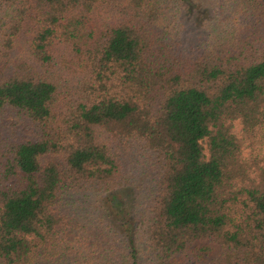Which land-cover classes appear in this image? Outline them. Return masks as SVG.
<instances>
[{
  "label": "trees",
  "instance_id": "trees-1",
  "mask_svg": "<svg viewBox=\"0 0 264 264\" xmlns=\"http://www.w3.org/2000/svg\"><path fill=\"white\" fill-rule=\"evenodd\" d=\"M1 11L0 118L35 138L0 134V264H264V0Z\"/></svg>",
  "mask_w": 264,
  "mask_h": 264
},
{
  "label": "rangeland",
  "instance_id": "rangeland-1",
  "mask_svg": "<svg viewBox=\"0 0 264 264\" xmlns=\"http://www.w3.org/2000/svg\"><path fill=\"white\" fill-rule=\"evenodd\" d=\"M201 4V3H200ZM202 6L206 7L204 4H201ZM196 6V4H195ZM203 8V7H202ZM204 10H201L199 11L201 14L206 15V9L203 8ZM2 15V11L0 12V16ZM193 18H196L197 22L198 23H201L200 21V18H198V13L196 12H193V14L191 15ZM197 23V28H200L201 27V24H198ZM29 36L25 37V42H21L20 46H18L17 48H14V53H16V58L17 56L19 55H26L24 54L25 52V48H24V45L26 43V41H28V38ZM16 113H14L13 111L11 110H6L3 114V116L0 118V134L4 137H7L8 139L10 140H15V141H28V140H32L35 138V134L34 132L29 128V125L23 120V119H20V117L17 115H15ZM206 153V151H204ZM140 187L139 185H135L133 190L131 191L130 189L127 191L128 194L126 195V197H132V195H138V191L140 190ZM103 197L99 198V199H94L92 198L93 201H90L88 202V205L90 204L92 207H100L101 205L104 204V201L102 200ZM80 207H85V209L82 210L85 211L82 213V215H80V217L84 219H86L87 221H91V222H94L96 220V217L98 215L96 214H99L101 211H98L96 214H88L89 212V209L83 204V203H80L79 204ZM103 209V208H102ZM96 215V217H95ZM71 219V218H70ZM68 219V220H70ZM82 220V221H83ZM107 220V218H106ZM113 218H109L107 221H112L113 222ZM81 221V222H82ZM94 225L96 224L93 223ZM68 230L67 231H71V228L70 227H67ZM92 228V227H91ZM119 231V229H117ZM83 230H80L79 232L76 231L75 228H72V232H67L64 236H65V239L68 240V242H71L72 239H75L76 236H78V238H76V242L77 244L75 245V248L76 250H82L84 251V253L86 255H89L90 254V251L92 249H83V245L86 242H90V234L87 233V231L83 232V233H80L82 232ZM124 233L122 232L121 233V236L122 238H124ZM75 236V238H74ZM207 243H202V245H206ZM209 248H210V251L209 253L201 258L199 260L198 263H196L197 261L196 260H193V261H189L188 259L186 260V264H208L210 259H213L214 257L216 258V256L220 253V247L219 246H216V245H212L210 244L207 245ZM195 254V253H189V257H193L192 255ZM64 262V261H63Z\"/></svg>",
  "mask_w": 264,
  "mask_h": 264
}]
</instances>
